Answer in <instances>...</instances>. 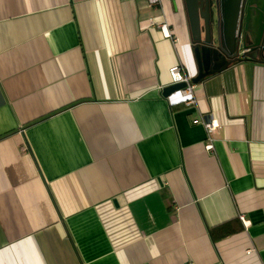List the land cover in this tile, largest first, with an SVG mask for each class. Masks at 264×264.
<instances>
[{
    "label": "crops",
    "instance_id": "obj_1",
    "mask_svg": "<svg viewBox=\"0 0 264 264\" xmlns=\"http://www.w3.org/2000/svg\"><path fill=\"white\" fill-rule=\"evenodd\" d=\"M179 64L185 0H0V264H264V59Z\"/></svg>",
    "mask_w": 264,
    "mask_h": 264
},
{
    "label": "water",
    "instance_id": "obj_2",
    "mask_svg": "<svg viewBox=\"0 0 264 264\" xmlns=\"http://www.w3.org/2000/svg\"><path fill=\"white\" fill-rule=\"evenodd\" d=\"M194 53L199 72L194 83L220 73L238 58L241 45L248 48L246 59L257 60L264 51V8L254 7L257 17L247 13V0H185ZM250 3V2H249ZM251 5V4H249ZM187 84H170L163 95L170 97Z\"/></svg>",
    "mask_w": 264,
    "mask_h": 264
},
{
    "label": "built area",
    "instance_id": "obj_3",
    "mask_svg": "<svg viewBox=\"0 0 264 264\" xmlns=\"http://www.w3.org/2000/svg\"><path fill=\"white\" fill-rule=\"evenodd\" d=\"M161 1L162 0H149V3L153 5V4H157ZM161 28L167 36H169V37L171 36V32H170L167 24H161ZM248 51H249L248 48L241 45L239 48V51H237L238 52V58L246 59V56H247L246 54ZM170 75H171V84L181 83L184 81L187 84L186 86H184V88H181L179 91L176 92L184 99V102L186 104L196 103L197 102L196 84H194L192 82V78L187 74L183 65L179 64V65L172 66L170 68ZM194 121H195V123H198L200 121L205 125L208 133L210 134L209 135V143L207 144V148L213 149V147H214V144H213L214 132L219 128L218 121H215V120L206 121L203 119H195ZM242 218L244 219V216H242ZM253 251H254V249H252V248L248 249L249 254L252 253ZM190 264H192V263H190Z\"/></svg>",
    "mask_w": 264,
    "mask_h": 264
},
{
    "label": "flooded vegetation",
    "instance_id": "obj_4",
    "mask_svg": "<svg viewBox=\"0 0 264 264\" xmlns=\"http://www.w3.org/2000/svg\"><path fill=\"white\" fill-rule=\"evenodd\" d=\"M256 3H258V6L260 7V9L263 10L264 0H247V8H246L247 13H248V11H251V13H252L251 15H253L254 17H257V12L253 11ZM249 4H251V5H249ZM262 59H264V51L259 50V57L257 60H262Z\"/></svg>",
    "mask_w": 264,
    "mask_h": 264
}]
</instances>
